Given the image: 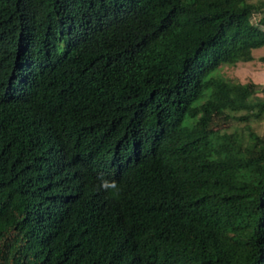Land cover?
I'll list each match as a JSON object with an SVG mask.
<instances>
[{
	"label": "trees",
	"instance_id": "obj_1",
	"mask_svg": "<svg viewBox=\"0 0 264 264\" xmlns=\"http://www.w3.org/2000/svg\"><path fill=\"white\" fill-rule=\"evenodd\" d=\"M261 47L262 2L0 0V264H264V100L220 71Z\"/></svg>",
	"mask_w": 264,
	"mask_h": 264
},
{
	"label": "rangeland",
	"instance_id": "obj_2",
	"mask_svg": "<svg viewBox=\"0 0 264 264\" xmlns=\"http://www.w3.org/2000/svg\"><path fill=\"white\" fill-rule=\"evenodd\" d=\"M250 2H262L264 0H249ZM264 57V47L255 49L252 51V60L248 62H239L234 65L224 66L221 68V74L232 81L240 84H245L252 82L256 84L259 90L256 94L249 97L247 100L248 105L254 106L257 100H264V62L262 58ZM217 116L221 114L217 113ZM246 127H249L254 131L259 137L264 138V115L260 118H251L248 122H237L233 121L228 127V131L233 130L239 133H245Z\"/></svg>",
	"mask_w": 264,
	"mask_h": 264
},
{
	"label": "clouds",
	"instance_id": "obj_3",
	"mask_svg": "<svg viewBox=\"0 0 264 264\" xmlns=\"http://www.w3.org/2000/svg\"><path fill=\"white\" fill-rule=\"evenodd\" d=\"M104 187H112L114 188L115 187V184H108L107 182L104 184Z\"/></svg>",
	"mask_w": 264,
	"mask_h": 264
}]
</instances>
